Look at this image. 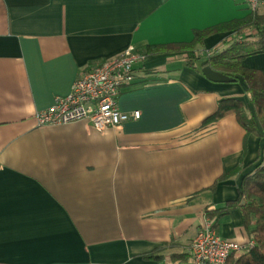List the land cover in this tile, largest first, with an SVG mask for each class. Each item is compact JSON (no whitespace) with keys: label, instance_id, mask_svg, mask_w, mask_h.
Masks as SVG:
<instances>
[{"label":"crops","instance_id":"0c3cea01","mask_svg":"<svg viewBox=\"0 0 264 264\" xmlns=\"http://www.w3.org/2000/svg\"><path fill=\"white\" fill-rule=\"evenodd\" d=\"M246 13L242 0H0V264H161L143 255L165 244L162 264L190 254L205 210L235 199L262 161L263 140L234 113L203 124L221 99L246 101L242 81L212 82L184 53H157L117 98L137 120L98 131L35 114L129 45L189 41ZM254 33L217 32L203 48ZM241 63L264 75V51ZM211 219L224 239H252L239 209Z\"/></svg>","mask_w":264,"mask_h":264},{"label":"trees","instance_id":"16d2710c","mask_svg":"<svg viewBox=\"0 0 264 264\" xmlns=\"http://www.w3.org/2000/svg\"><path fill=\"white\" fill-rule=\"evenodd\" d=\"M254 30V38L242 40H224L226 46L220 51L203 48L205 37L224 31L243 33ZM264 51V13L249 11L240 18H233L204 28L193 29L192 38L184 42L147 44L141 53L151 55L157 53H184L188 67L200 71L204 65L233 78L232 82L242 81L247 95L246 101L238 98H224L218 102L214 113L204 119L203 124L213 123L221 117L234 113L239 124L245 129L246 136L254 134L263 140L261 147L262 161L252 173L242 177L238 187V195L226 201L215 210H205V216L213 218L215 214H224L231 209H239L243 216L244 227L254 241V246L238 257L230 256L226 264H264V75L256 68L242 65V59L251 54ZM246 136L243 146L246 147ZM241 167L223 173L217 180L238 175ZM216 182V181H215ZM215 183L211 186L214 187ZM163 245L144 258H153L161 264L163 255L159 254ZM171 264H190V254H173Z\"/></svg>","mask_w":264,"mask_h":264},{"label":"built area","instance_id":"2783aa9c","mask_svg":"<svg viewBox=\"0 0 264 264\" xmlns=\"http://www.w3.org/2000/svg\"><path fill=\"white\" fill-rule=\"evenodd\" d=\"M242 1L249 11H258L259 6L264 4V0ZM144 58V54L129 45L119 55L82 70L68 94L55 97L50 106L37 111L35 119L38 125L83 121L95 130L103 131L109 127L118 128L129 120H137L140 111L120 110L117 98L124 88L137 83L135 65ZM253 246V239L239 242L220 237L213 220L205 216L190 241V264H226L230 256L247 253Z\"/></svg>","mask_w":264,"mask_h":264},{"label":"water","instance_id":"95a60500","mask_svg":"<svg viewBox=\"0 0 264 264\" xmlns=\"http://www.w3.org/2000/svg\"><path fill=\"white\" fill-rule=\"evenodd\" d=\"M202 75L212 82H232L233 78L223 74L220 71L213 70L209 65H204L200 69Z\"/></svg>","mask_w":264,"mask_h":264},{"label":"rangeland","instance_id":"374dc122","mask_svg":"<svg viewBox=\"0 0 264 264\" xmlns=\"http://www.w3.org/2000/svg\"><path fill=\"white\" fill-rule=\"evenodd\" d=\"M264 10V7L262 8V6H259V8H258V11L260 12V11H263ZM249 31V30H248ZM251 31V30H250ZM254 31V30H253ZM242 38H245V36L244 37H242ZM236 257H238V256H235V258Z\"/></svg>","mask_w":264,"mask_h":264}]
</instances>
